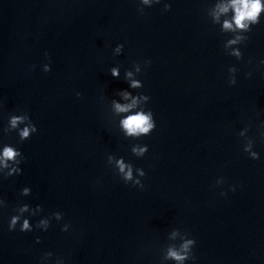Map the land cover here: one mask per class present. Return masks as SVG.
<instances>
[{"label":"clouds","instance_id":"1","mask_svg":"<svg viewBox=\"0 0 264 264\" xmlns=\"http://www.w3.org/2000/svg\"><path fill=\"white\" fill-rule=\"evenodd\" d=\"M143 3L148 4L149 0H143ZM234 12L235 16L233 18L234 24L239 29H246L248 26V22L256 23L258 20L259 13L261 11L262 5L261 0H231L230 5ZM170 8V5L166 6ZM221 12L228 11V6H222L220 8ZM224 28L226 30L233 29V23L225 21ZM239 37L237 38V40ZM237 41H230L229 43H236ZM119 51V48L117 49ZM233 55L240 56L238 51H234ZM111 75L113 77L119 76V70L116 68L111 69ZM128 76L132 74L129 72L127 73ZM250 75V74H249ZM236 81L232 80L231 84H235ZM132 87H138L139 84L137 81H132ZM77 95H80L77 93ZM124 98H128V94H124ZM144 99H149V97H144ZM137 101L133 99L132 104L128 105H121L120 103L114 102V109L117 113L128 112L131 108L136 105ZM24 117L22 116H13L10 119V125L12 128H16V126L24 121ZM121 126L125 130L126 134L129 136H141V135H150L151 132L155 129L156 123L153 118V113L148 111L145 113L144 111H140L135 113L134 115L127 116L121 120ZM37 131L36 126L32 123L27 127H24L19 135L21 139H27L30 137V134L35 133ZM133 151L137 155H144L148 151L147 145L143 148H134ZM19 153L13 149L12 147H5L3 149L2 154H0V164H3L4 167H8V161H15L16 157ZM253 159H258L256 153H252ZM117 167L119 168V172L123 175L125 181L132 180V168L130 165H126L123 160L117 161ZM17 169L13 168L11 172H15ZM141 176H145V172L142 170H138ZM9 172V175H11ZM135 185H139V187L143 188V184L140 180H136ZM28 189H24V193L27 194ZM21 211H27V206L21 209ZM19 220L18 216H13L11 218V222L9 224V230L15 228L17 221ZM29 222L24 220L21 230H29ZM175 235V233L173 234ZM194 240H185L184 243L181 245L180 250L175 248H169L167 253V258L173 259L178 262V264H183V262L189 258V252L191 247L194 245Z\"/></svg>","mask_w":264,"mask_h":264}]
</instances>
